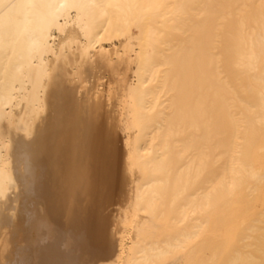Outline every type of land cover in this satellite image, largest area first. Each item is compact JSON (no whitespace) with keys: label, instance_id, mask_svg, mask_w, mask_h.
<instances>
[{"label":"bare ground","instance_id":"obj_1","mask_svg":"<svg viewBox=\"0 0 264 264\" xmlns=\"http://www.w3.org/2000/svg\"><path fill=\"white\" fill-rule=\"evenodd\" d=\"M0 264H264V0H0Z\"/></svg>","mask_w":264,"mask_h":264},{"label":"rangeland","instance_id":"obj_2","mask_svg":"<svg viewBox=\"0 0 264 264\" xmlns=\"http://www.w3.org/2000/svg\"><path fill=\"white\" fill-rule=\"evenodd\" d=\"M104 79H105L104 90H106L104 91V94L105 93L107 94V92L109 91L110 85H108V78L106 77ZM115 92H118L117 88L115 89ZM113 99L114 101H118L119 98L118 96L117 97L114 96ZM110 107H111L110 105L106 106V108H110ZM122 119L124 120H121L118 122L119 126L117 127V135L115 138L116 147L114 149L116 153H114L115 156H114V160L111 163L112 170L110 172V174L112 175L108 174L110 176L109 179L102 181V178H101L103 174L102 168H101V165L98 164L99 169L97 170V174L99 175V177L97 174L95 175L100 182L98 184L97 183L98 180L96 181L97 185L95 186V188H93L95 193L93 192L94 194L87 198L88 201L87 202L85 201L84 209L82 212V219H83V225H84L82 233L84 232L83 233L84 235L90 233L91 236L95 237L94 239L96 238L100 239V243L102 245L105 243L106 248H108L107 245L109 244V240L111 238L110 228H112L116 220H118L117 218L119 214L117 213H120L121 207L126 206V202L128 198L127 193H128L129 188L126 187V184H125L126 180H124V162H123L124 156H125V144L123 141L127 135V133H125V130H123L124 129L123 123L125 121V116L124 118L122 117ZM122 130H123V133H121ZM103 141L104 139L100 141L102 143V145H100L99 147L100 153L104 152L103 151L104 150ZM38 217H41L40 219H43L42 216H38ZM115 217H117L116 220L114 219ZM128 229L129 230L127 231V233L125 232L127 234L126 235V242L128 241L127 243L130 242V239H131L130 237L132 236L131 234H133L132 233L133 228L130 229L129 227ZM97 253L98 252L96 251L93 253V258L101 259L102 257H98L99 255Z\"/></svg>","mask_w":264,"mask_h":264}]
</instances>
